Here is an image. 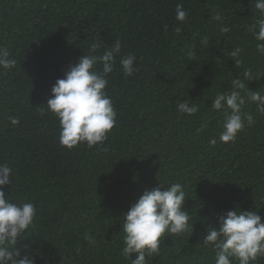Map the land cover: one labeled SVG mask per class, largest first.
Wrapping results in <instances>:
<instances>
[{
	"label": "trees",
	"instance_id": "1",
	"mask_svg": "<svg viewBox=\"0 0 264 264\" xmlns=\"http://www.w3.org/2000/svg\"><path fill=\"white\" fill-rule=\"evenodd\" d=\"M177 4L187 11L184 22L175 20ZM258 16L254 0H0V46L17 61L0 68V164L12 169L3 191L36 208L15 245L22 256H36L35 264H131L122 254L123 213L161 183L182 185L189 230L162 238L146 264H215L216 250L203 238L219 214L254 210L264 221V112L246 102L242 114L254 123L245 120L225 143L224 113L210 107L237 78L246 85L242 96L247 87L264 95V55L249 31ZM116 40L121 51L105 89L116 112L108 139L62 147L59 122L44 105L52 86L93 43L99 55ZM236 47L238 67L229 55ZM130 54L136 71L125 77L119 60ZM184 100L199 110L180 113Z\"/></svg>",
	"mask_w": 264,
	"mask_h": 264
},
{
	"label": "clouds",
	"instance_id": "2",
	"mask_svg": "<svg viewBox=\"0 0 264 264\" xmlns=\"http://www.w3.org/2000/svg\"><path fill=\"white\" fill-rule=\"evenodd\" d=\"M254 8L259 16L249 31L258 41L256 51L264 55V0H254ZM187 15L183 6L177 4L175 20L184 22ZM212 19L220 20L221 16L216 14ZM163 27L167 30L168 25ZM175 31L179 33L181 29L177 27ZM229 31L227 26L221 28L222 33ZM207 43L208 38L204 37L201 44ZM99 47L93 43L89 55H82L77 63L69 66L64 77L57 79L52 86L44 104L59 122V143L62 147L72 149L82 143L89 148L103 145L116 123V112L105 89L108 84L106 77L113 71L116 57L121 51L120 41L116 40L111 47L97 55L95 53ZM193 47L187 52L189 61L195 58ZM241 52L242 49L236 47L229 54L237 67L241 64ZM135 60L136 57L131 54L120 58L119 64L125 77L136 71ZM16 63L8 48L0 46V68L12 69ZM97 64L101 66L99 71L95 67ZM244 75L248 81L254 79L250 71ZM232 85V91L218 93L210 106L213 111L224 113L219 139L225 143L235 141L236 134L245 126V120L248 125L254 123L251 114H242L246 102L255 103L258 111L264 112V95L247 87V97L242 96L240 90L245 89L246 85L239 78L232 80ZM177 110L191 116L199 109L197 105H190L184 100L177 104ZM9 119L13 126L20 123L17 117ZM204 127L206 123L197 131H202ZM215 143V139L209 141L210 145ZM11 174L9 166L0 164V264H35L36 256H22L15 245L33 224L36 208L33 203L17 204L5 196L3 186L12 184L9 179ZM185 197L180 183H172L167 188L161 183L157 187L146 188L123 213L122 254L131 264H146V257L159 254L162 238L172 235L178 237L189 230V213L182 208ZM192 229L193 223L191 232ZM85 240L90 245L95 243L90 234H85ZM203 243L216 250L215 264H232L233 260L238 261V264H251L258 257H264V221L254 210H229L217 216V225L206 229ZM133 253L136 254L135 259L131 258Z\"/></svg>",
	"mask_w": 264,
	"mask_h": 264
}]
</instances>
